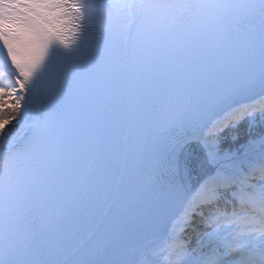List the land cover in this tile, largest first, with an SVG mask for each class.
<instances>
[{
	"label": "snow or ice",
	"instance_id": "1",
	"mask_svg": "<svg viewBox=\"0 0 264 264\" xmlns=\"http://www.w3.org/2000/svg\"><path fill=\"white\" fill-rule=\"evenodd\" d=\"M0 264H264V0H0Z\"/></svg>",
	"mask_w": 264,
	"mask_h": 264
}]
</instances>
